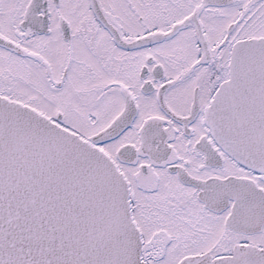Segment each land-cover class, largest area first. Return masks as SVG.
I'll return each mask as SVG.
<instances>
[{"label": "snow or ice", "instance_id": "6c2138e0", "mask_svg": "<svg viewBox=\"0 0 264 264\" xmlns=\"http://www.w3.org/2000/svg\"><path fill=\"white\" fill-rule=\"evenodd\" d=\"M0 264H264V0H0Z\"/></svg>", "mask_w": 264, "mask_h": 264}]
</instances>
